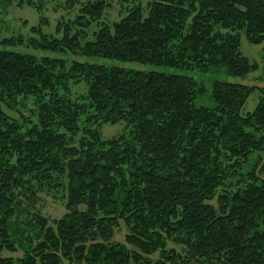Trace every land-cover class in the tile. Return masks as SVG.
<instances>
[{
	"label": "trees",
	"instance_id": "16d2710c",
	"mask_svg": "<svg viewBox=\"0 0 264 264\" xmlns=\"http://www.w3.org/2000/svg\"><path fill=\"white\" fill-rule=\"evenodd\" d=\"M63 1L81 4L75 33L39 23L28 39H0V264H264V86L214 76L260 68L243 36L263 44L264 73V0H123L136 3L92 38L86 27L111 3ZM26 40L212 76L11 48ZM121 121L122 133L103 136ZM45 188L62 193V217L27 214L22 196ZM122 224L125 241L115 238Z\"/></svg>",
	"mask_w": 264,
	"mask_h": 264
},
{
	"label": "rangeland",
	"instance_id": "374dc122",
	"mask_svg": "<svg viewBox=\"0 0 264 264\" xmlns=\"http://www.w3.org/2000/svg\"><path fill=\"white\" fill-rule=\"evenodd\" d=\"M29 0H24L23 4L20 1H12L6 4L0 5V39L3 37L11 36H20L28 39L32 34L31 27L36 24H43V28L46 32L51 33L55 36H63V29L58 32L59 24L69 23L72 26V33H75L79 28H82V25H78L75 21L77 16L81 12V4H78L74 7H69L67 3L63 0H31L42 1L43 9L39 11L33 4L28 3ZM83 2L87 0H82ZM110 4L106 8L102 17L99 21L93 22V25L86 27L87 32L89 33L88 38H90L93 32L99 29L104 23H113L116 20H119L122 16L127 14L129 9L136 3L134 1H123V0H107ZM38 4V2H36ZM141 3L145 6L147 1L142 0ZM63 27V26H62ZM85 27V26H84ZM92 38V37H91ZM27 40L24 44L18 45L16 48L23 52H33L39 55H51L64 57L66 59H78L82 61H91V62H100V63H112L120 64L128 67L142 68V69H156V70H165L168 72H175L181 74H188L203 78L209 81V78L212 76L211 73H202L198 70H185V69H176V68H166L158 67L154 65L142 64L138 62H123L116 59H108L103 57H86L78 54H74L71 51L66 52H55V51H37L32 47H27ZM241 50L244 55L250 57L253 60H258L261 64L260 68L249 75L246 76H235L227 73H218L214 76L218 79L228 80L232 82L246 83V84H256L259 86H264V73L262 68V52L263 44H255L249 42L245 36L242 38ZM87 92V87L84 83L79 85L72 86V95L74 98L79 97V95H85ZM260 90H256L248 99L245 106L242 109V113H247L254 110L257 106L260 96ZM27 108L32 107V99H28ZM24 113L29 114V111L25 107H21ZM9 112L13 116H17L19 113L15 111ZM126 123L124 121L118 122L116 124L106 123L102 127L103 136L106 138L118 135L122 133L125 129ZM261 162L260 167L263 166ZM260 175L264 177V171H260ZM37 194H32L29 196H22L23 206L26 207L27 214L30 215V218L33 214L41 213V215L51 219H57L62 217L66 212L65 200L61 196L62 193L55 192V190H48L47 188L39 190ZM214 203H216L214 201ZM26 214V213H25ZM127 228L122 224L121 231H118L115 235V238L119 241H125V234ZM23 251L19 250L18 252H9L5 251L4 255H16L20 256ZM65 264H67L65 262Z\"/></svg>",
	"mask_w": 264,
	"mask_h": 264
}]
</instances>
